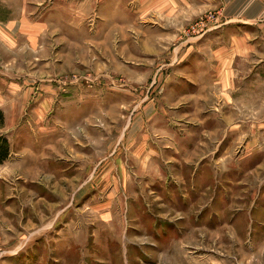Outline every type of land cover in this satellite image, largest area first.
Returning <instances> with one entry per match:
<instances>
[{"label":"rangeland","instance_id":"374dc122","mask_svg":"<svg viewBox=\"0 0 264 264\" xmlns=\"http://www.w3.org/2000/svg\"><path fill=\"white\" fill-rule=\"evenodd\" d=\"M115 1L0 33V264H264V0Z\"/></svg>","mask_w":264,"mask_h":264},{"label":"crops","instance_id":"0c3cea01","mask_svg":"<svg viewBox=\"0 0 264 264\" xmlns=\"http://www.w3.org/2000/svg\"><path fill=\"white\" fill-rule=\"evenodd\" d=\"M5 3H7V6L9 7V9H11L12 12H14L12 18L9 22L7 23H3L0 24V33L2 34L3 37L11 39L12 38V32L11 30L13 28H17L18 32L20 33V35L26 36V38L29 40V42L31 44H39L40 40H42L43 35H44V31L47 28V22L50 23V21L48 20V18L45 20L42 18L38 19L36 18V16H34V14L36 13V11L38 10L40 3L36 2V5H29L30 9L27 8V4H32L34 3L33 0H3ZM22 1H24V4H21ZM39 3V4H38ZM54 5V4H53ZM35 6V7H34ZM113 6L115 7L112 12H119V8H117L119 6V0H116L113 3ZM53 7V6H51ZM72 7H76V6H72ZM31 8H35L34 10H32ZM11 12V13H12ZM30 13H34L33 15H30ZM26 14V15H25ZM30 15V19H27V17L29 18ZM19 19V20H18ZM60 25V19H58V22H56V26ZM73 28H76L75 25L72 26ZM233 37V36H232ZM234 38V37H233ZM261 59L257 60V63L260 62ZM198 68H200V61L199 64L197 66ZM212 67V66H211ZM208 75V74H205ZM227 77L229 76L228 74ZM205 121V120H203ZM202 121V122H203Z\"/></svg>","mask_w":264,"mask_h":264},{"label":"trees","instance_id":"16d2710c","mask_svg":"<svg viewBox=\"0 0 264 264\" xmlns=\"http://www.w3.org/2000/svg\"><path fill=\"white\" fill-rule=\"evenodd\" d=\"M3 121V114L0 110V123ZM9 156L8 141L5 136H0V164L4 162Z\"/></svg>","mask_w":264,"mask_h":264}]
</instances>
